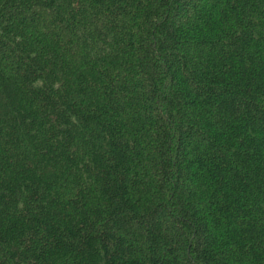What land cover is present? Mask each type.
<instances>
[{
  "label": "trees",
  "instance_id": "obj_1",
  "mask_svg": "<svg viewBox=\"0 0 264 264\" xmlns=\"http://www.w3.org/2000/svg\"><path fill=\"white\" fill-rule=\"evenodd\" d=\"M0 264H264V0H0Z\"/></svg>",
  "mask_w": 264,
  "mask_h": 264
}]
</instances>
